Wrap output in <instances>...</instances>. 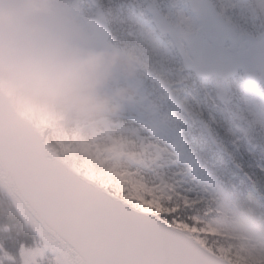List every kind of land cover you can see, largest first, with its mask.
<instances>
[{
	"label": "snow or ice",
	"instance_id": "obj_1",
	"mask_svg": "<svg viewBox=\"0 0 264 264\" xmlns=\"http://www.w3.org/2000/svg\"><path fill=\"white\" fill-rule=\"evenodd\" d=\"M75 14L100 44L134 46L135 95L113 140L86 159L95 174L23 144L0 143V264H20L39 238L33 203L66 209L106 242L91 264H234L247 257L213 242L200 190L229 182L264 204V0H78ZM254 38V63L211 61L237 39ZM199 52L193 63L191 53ZM53 255H57L53 253Z\"/></svg>",
	"mask_w": 264,
	"mask_h": 264
},
{
	"label": "clouds",
	"instance_id": "obj_2",
	"mask_svg": "<svg viewBox=\"0 0 264 264\" xmlns=\"http://www.w3.org/2000/svg\"><path fill=\"white\" fill-rule=\"evenodd\" d=\"M132 59L131 51L93 43L36 0H0V92L13 103L101 117L118 106L123 90L109 85Z\"/></svg>",
	"mask_w": 264,
	"mask_h": 264
},
{
	"label": "rangeland",
	"instance_id": "obj_3",
	"mask_svg": "<svg viewBox=\"0 0 264 264\" xmlns=\"http://www.w3.org/2000/svg\"><path fill=\"white\" fill-rule=\"evenodd\" d=\"M59 1L62 3V6L48 0H36L37 4L42 8L53 10L64 18L74 21L81 28L83 35L89 36L90 34L82 26L76 14L71 12L70 2L67 0ZM63 9H65V12L62 11ZM125 68L133 69L129 65ZM119 73L116 72L114 79L109 85V89L115 92L123 90L122 97L129 100L135 95L136 89L133 80H136L137 74L128 69L119 71ZM14 104L19 112L23 115L30 116L35 126L44 135L45 140L50 141L49 136L56 133V130L53 129L54 125L60 127L58 134L59 143L62 142L64 144L63 148L71 145L76 156L86 162L88 165L86 169L90 173L95 174L96 170L92 162L86 158L93 154L94 149L96 151H101L108 148L109 145H111L112 148L118 146L119 142L113 140V136L118 135L120 132V129L116 126V122L119 120L118 115H121L125 107L119 103L114 111H110L96 118H74L67 113L45 107L23 102ZM102 119L105 121H102ZM53 143L57 144L55 141H53ZM216 185L218 186L217 189L214 188L212 184L207 186L210 198H204V204L213 203V209H207L208 213L205 219H202L209 224L218 237H231L235 239L237 241V247L233 249L231 246L221 244L218 242V239L213 243L220 245L222 250L230 249L235 253H240L247 257V262L237 258L234 264H258L262 262L264 260V244L254 239L255 235L250 232L251 229L248 226L242 225L235 227L226 220V213H230V211H228L229 205L225 201V195L227 194L220 185L217 183ZM199 198H202V189L200 190ZM211 210L216 211L215 217L210 215ZM218 213L222 215H218ZM233 217L237 223L240 222L236 215H233ZM35 248H38V244L35 245ZM39 248L42 250L41 247ZM36 250L31 249L25 253V262H38V256L41 257L42 253ZM34 251H36L37 254Z\"/></svg>",
	"mask_w": 264,
	"mask_h": 264
},
{
	"label": "water",
	"instance_id": "obj_4",
	"mask_svg": "<svg viewBox=\"0 0 264 264\" xmlns=\"http://www.w3.org/2000/svg\"><path fill=\"white\" fill-rule=\"evenodd\" d=\"M256 48L257 44H254L251 51ZM235 57L225 56L224 60L236 61ZM13 105L15 106L14 103ZM28 118L32 121L30 116ZM5 140L15 145H25L33 158H42L49 151L37 129L15 112L6 95L0 92V143ZM46 163L53 167L63 166L57 157ZM0 178L6 182L7 186L12 187L15 194L22 195V183L15 179L9 181L6 174ZM31 207L35 213L33 216L42 225L43 231L65 251L69 264H91L93 256L105 246L106 242L95 232L90 221L66 209L45 211L35 203Z\"/></svg>",
	"mask_w": 264,
	"mask_h": 264
},
{
	"label": "trees",
	"instance_id": "obj_5",
	"mask_svg": "<svg viewBox=\"0 0 264 264\" xmlns=\"http://www.w3.org/2000/svg\"><path fill=\"white\" fill-rule=\"evenodd\" d=\"M64 158L67 161L73 162V160H72L73 158H70L68 155H65ZM7 211H9V204L3 196H0V212H7ZM34 243H38L40 245L48 246L45 249L47 251V255L45 257V262L43 264H64L59 253L56 251V249L49 242H45V241L40 240L38 238V239H35L33 241V243L31 245H29V247L33 246ZM53 253H56L57 255H53ZM22 263H23V258L20 261V264H22Z\"/></svg>",
	"mask_w": 264,
	"mask_h": 264
}]
</instances>
